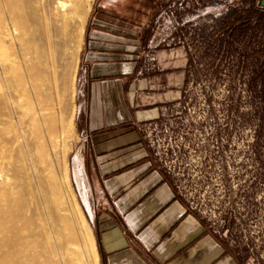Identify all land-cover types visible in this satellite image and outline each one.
I'll list each match as a JSON object with an SVG mask.
<instances>
[{
    "label": "rangeland",
    "instance_id": "rangeland-1",
    "mask_svg": "<svg viewBox=\"0 0 264 264\" xmlns=\"http://www.w3.org/2000/svg\"><path fill=\"white\" fill-rule=\"evenodd\" d=\"M55 1L47 0L54 64L47 60L50 47L45 40L31 45L33 51L45 46L48 52L38 61L39 93L29 85L28 93L17 86L21 75L28 79L23 62L26 49L12 44L11 37L0 40V102L7 103L0 104V118L27 132L35 121H44L42 107L63 120V153L54 157L53 164L61 171L59 160L64 158L80 212L72 206L79 222L80 249L86 250V237L92 234L81 167L80 107L90 98L88 85L105 80L92 76V61L83 57L87 30L92 17L107 19L121 11L128 20L135 6L147 11L142 43L121 44L117 49L131 52H117L112 62H133L127 55H140L137 71L123 82L143 87L135 96L140 106H162L154 110L156 118L147 126L157 122L160 127H175L198 144L191 161L186 158L180 163L162 144L156 146L158 156L154 155L189 204L229 243L241 248L250 263L264 264L263 0H72L68 16L53 8ZM102 5L107 6L104 11ZM37 36L44 38L42 31ZM203 150L212 152L207 163L211 168L204 162V168L195 169L193 158H203ZM222 165L225 169L220 172ZM236 215H254L256 220L251 222L248 216L238 221Z\"/></svg>",
    "mask_w": 264,
    "mask_h": 264
},
{
    "label": "crops",
    "instance_id": "crops-1",
    "mask_svg": "<svg viewBox=\"0 0 264 264\" xmlns=\"http://www.w3.org/2000/svg\"><path fill=\"white\" fill-rule=\"evenodd\" d=\"M130 9L128 20L121 11L109 19L92 17L83 51L92 76L105 77L88 85L79 121L99 264H253L191 207L145 138L144 126L162 106H140L135 96L143 87L123 82L137 71L140 55L112 62L117 52H131L118 46L139 45L144 38L147 11Z\"/></svg>",
    "mask_w": 264,
    "mask_h": 264
},
{
    "label": "bare ground",
    "instance_id": "bare-ground-1",
    "mask_svg": "<svg viewBox=\"0 0 264 264\" xmlns=\"http://www.w3.org/2000/svg\"><path fill=\"white\" fill-rule=\"evenodd\" d=\"M72 2L56 0L53 8L68 16L72 12L67 9L75 1ZM47 3V0H0V40L11 37L12 44L26 49L23 62L28 79L21 75L17 80L24 93H28L27 85L36 94L42 89L38 61L48 53L51 40ZM41 31L45 39L37 36ZM43 40L47 49L43 46L41 51H33L32 43ZM49 56L47 60L51 61L53 56L51 59ZM52 61L54 64L55 60ZM0 104L7 105L6 101ZM47 111L41 108L44 121L35 123V117L32 118L35 122L28 132L19 124L15 126L12 121L0 118V264H98L91 232L86 237V250L80 249L79 222L72 206L80 212L64 158L59 160L61 171L57 172L53 164L54 157L63 153L64 124L58 115L52 116Z\"/></svg>",
    "mask_w": 264,
    "mask_h": 264
},
{
    "label": "built area",
    "instance_id": "built-area-1",
    "mask_svg": "<svg viewBox=\"0 0 264 264\" xmlns=\"http://www.w3.org/2000/svg\"><path fill=\"white\" fill-rule=\"evenodd\" d=\"M144 134L145 138L148 141L150 147L152 148L154 154L158 156V152L156 151V146L159 144H162L165 146L166 151H171L173 154H175L176 159L180 160V163H183L184 160L187 158L188 161H191V155L193 153H196V146L198 144L192 143L191 140L184 134H179L178 130H176L175 127L172 126H167L165 125L164 127H160V125L157 122H152L149 126H144ZM187 134V133H186ZM207 150H203V158L196 156V158H193V166L195 169L197 168H204V162L207 166V168H211V163L208 165L209 160L211 161V154L212 152H209ZM195 156V155H194ZM207 157L209 159L207 160ZM220 172H223L225 167L222 165V167L219 168ZM221 183H224V178L221 179ZM191 207L194 208L192 204H190ZM195 209V208H194ZM237 220L239 221L240 218H246L250 216L252 218L251 222H254L256 219L254 215H236ZM253 233H255L253 231Z\"/></svg>",
    "mask_w": 264,
    "mask_h": 264
},
{
    "label": "water",
    "instance_id": "water-1",
    "mask_svg": "<svg viewBox=\"0 0 264 264\" xmlns=\"http://www.w3.org/2000/svg\"><path fill=\"white\" fill-rule=\"evenodd\" d=\"M263 3H264V0H263Z\"/></svg>",
    "mask_w": 264,
    "mask_h": 264
}]
</instances>
